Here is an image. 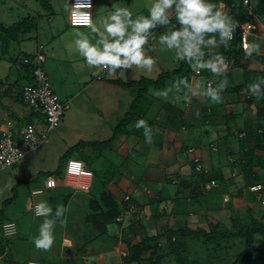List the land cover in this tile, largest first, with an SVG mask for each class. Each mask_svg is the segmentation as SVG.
<instances>
[{
    "label": "rangeland",
    "instance_id": "rangeland-1",
    "mask_svg": "<svg viewBox=\"0 0 264 264\" xmlns=\"http://www.w3.org/2000/svg\"><path fill=\"white\" fill-rule=\"evenodd\" d=\"M49 1L52 10L51 8L46 10L39 0H0V22L11 25L13 22L27 16L28 14H38L39 16V30L27 33L26 37H22L19 42H13L6 57H1L2 52L0 43V108L4 109L10 105L8 103V98H10V96L3 94L5 93L6 87L9 86H11L10 93L13 92V94L16 95L17 100H15L23 102L21 95L18 94L23 90L26 84L31 82V80L26 78L25 69L20 66L17 61L23 57L22 55L25 52H31L36 49L37 41L34 37H37V34L40 35L41 40L45 43L46 47L45 53L47 54V59L43 63V69L50 76L55 91L60 98L63 101H69L70 104L69 109H67L63 115L60 125L49 134V141L45 145L23 157L16 165L0 170V222L12 220L17 222L19 226V233L14 238L5 237L0 228V264H27L29 260L55 263V261L63 259L59 255L61 250L76 249L79 252H83L81 250L83 243L79 241L75 235H73L74 238L70 239L72 233L70 231L71 221L67 220L68 212H74L78 209L77 207L74 208L72 206L65 207L66 212L61 218L63 223L61 224L59 221L57 222L55 228V241L51 250H38L33 243V238L38 235L39 226L43 222L44 217H35L33 215L34 199L31 195V189L44 187L46 189V194H44L42 199L47 198V201L51 203L52 198L50 193H52L56 196H60L58 200L62 202L64 199L63 196H61L62 193V195L66 192L73 193L75 190L73 187L66 188L62 185L64 184L62 179L65 175L64 170L67 161L70 158L76 157L77 159H81L95 174L93 188H91L90 194L87 193L88 196H85L84 193H80L84 197L93 196L94 199L101 201L103 191L106 189L113 193L110 190L114 185H112V181L116 182L120 179L125 181V184L127 185L130 182L129 180L144 187H146V184H152L156 189H165L166 197L170 192L175 197L177 195L178 185L165 180V169L160 167L159 164L156 165L151 163V160L154 159L152 156L149 157V162L147 164L141 163L139 167L131 168L130 161L134 163L135 161H141L137 160L139 157L136 158L135 153L131 150L125 151L123 149V141L128 132L139 131L141 132L140 136L142 137L143 135V129L135 128V122L139 116L136 115L134 117V111L131 112V103L134 101L136 113H139L140 111V118H143L148 122L152 119L150 116L151 114L156 116L154 113L155 111L151 110L152 105L157 109L159 106H163L160 105V102L164 103L166 105L165 108L168 109L165 110L163 108V113H161V116H159L158 119L164 122L172 117L171 122H173L176 127H178L177 125H180V121L182 122L184 119L189 121V117L186 116L195 112L189 107L190 105H187L182 100H175L172 94H170L168 100L162 99L153 94L155 91L164 89L165 87H152L148 91H144L141 83H137L134 86H128L129 82L143 77L155 80L162 73H166L167 71L178 67L181 62L178 63L173 59V53L166 51L161 52L158 46L153 44L152 47L156 48V51L152 52L151 55L157 57V64L154 66L151 73L133 67L128 71H118L114 78H109L106 73L99 69L90 68L85 59L79 55L75 48L74 33L76 31L88 33L90 37L92 34L90 28L76 27L70 24L68 16L73 9L72 0ZM151 3L152 0H94V23L99 24L100 19L113 10V5L128 6L133 10L134 14L142 13L147 15L148 6ZM225 10L229 12V9L225 8ZM249 25L254 26L252 31L258 27L264 29V19L261 17H253L251 22L244 23L242 28L249 29ZM30 36L33 38L31 39ZM261 52L264 51L261 50ZM256 56L257 55H253L250 57V68L262 67L261 61L258 60ZM246 60V57H244L242 62L244 63ZM239 72L243 74V70H239L236 73ZM102 74H105V77L104 79L99 80V76ZM204 76L209 78L213 75L209 77L206 75ZM213 79L217 80V77L213 76ZM17 80L18 83L14 85ZM172 83V81H168L166 87L171 86ZM13 96H11V98ZM69 97L71 100L68 99ZM225 98L229 99L227 93L225 94ZM241 99L246 101L247 98L243 95ZM239 100L232 105V109L226 108V111L230 113L236 111L235 108L238 107V105L239 108H242L240 107V105L242 106V101ZM24 106L29 107L26 103H24ZM214 106L216 109H214ZM214 106L200 112L202 115V123L205 125H202L203 128L201 126L200 128H194L193 124L186 126L195 134L193 133L194 136L192 134L190 138L187 137V140L183 143H179L178 141H176V144L172 143L173 155L176 154L178 157L182 156L185 161L189 162V160H187L188 156L184 153V146L196 145L197 147L200 145H208L211 149L210 151L214 153V166L219 164V161L224 163V161H227L229 158V162H233L240 157L241 154L238 151L240 149L238 137L234 135L231 137L227 134L224 136V133L227 131V123L234 131L242 128L245 123L244 118L237 119L236 121L229 120L227 122L225 115L221 114L215 116L214 121L219 126L215 131L213 130V123H209V119L214 116L216 110L219 109V106H216V104ZM183 116H185V118ZM257 116L258 113L256 107L251 109L248 113L249 118L256 119ZM23 120L26 123H31L32 119L28 116L24 117ZM162 125V122H157L155 126L156 129L153 131V141H156V143L147 144L143 137V141L138 148L139 152L143 149L146 150L148 147H150V151L152 152L154 149L160 151L162 147L166 146L164 140L165 131ZM209 128L210 131L208 130ZM199 138L202 139L200 140L202 142L195 140ZM212 140L215 141L214 144L218 146V152L212 150ZM128 144L131 145L130 142H128ZM229 149H231V151ZM232 151L236 152L237 155L230 156L231 154L229 153ZM168 156L170 155L168 154ZM153 161L154 163H158L159 159L157 158ZM192 161L190 160V165L189 163L188 165H185L186 169L191 170L193 168ZM215 167L216 169L212 171V174H217V166ZM58 168L63 169L61 177L57 176ZM262 170L261 174H259L260 181L264 180V169ZM47 173H51L52 175H47ZM143 177L147 180L144 181ZM150 178L155 179L158 182L149 183ZM236 178H238V176ZM127 190L132 192V189H128V186L123 185L122 189H120L121 193L119 194L124 195L123 191ZM187 194L188 192L186 195ZM209 195L211 194L208 193L207 195L206 193L204 199L201 196L199 197V200L196 198V201L192 199L193 202L191 203L190 208L193 207L197 212H201L200 209L202 208L203 211L210 213L211 215H222L220 222L223 225L222 228H232L231 217L228 216V210L220 213L219 211L214 212L206 209V205L208 204L207 200H209L206 196ZM187 196H189V194ZM39 198L41 199V197ZM181 198L183 199L184 197ZM214 200L215 199H212V201ZM228 204L229 203L227 202L226 206H228ZM145 206L147 213L146 223L150 224V205L145 204ZM256 206L260 207L259 205ZM3 207L6 208L1 211ZM87 209L90 213L91 207L89 206L88 208L87 206ZM171 210L172 208L166 205H160L158 211L165 215H163L161 220L158 219L156 221L162 222L161 225L163 224V226H165L166 222L169 225L171 218L168 214L169 212L172 213ZM183 211L187 213L189 209L184 208ZM235 211L238 210H234L230 215L234 214ZM54 212L55 211L53 210V213ZM81 212L84 217L85 210ZM244 212L245 211L242 210L241 213L245 215ZM255 214L260 216L257 210L255 211ZM176 216L177 218H185V216L181 215L179 212L176 213ZM90 223L92 222L87 220L86 224ZM84 224L81 223L80 226ZM205 226L207 230L210 229L209 223L204 222L200 225V227ZM82 228L83 226L81 229ZM111 228L113 233L110 235L101 234L100 237H96L92 242V246H102L107 250L109 258L106 262H108V264H122L121 256L127 253L128 249L123 240L122 242H118L117 224L113 223ZM191 228L195 229L194 227ZM98 233L99 231L96 234ZM131 234L132 232L129 230L122 234V237L125 238L127 236L132 238ZM141 237L137 236L135 241H138ZM74 239H76L78 243L76 245H71ZM255 239L256 248H259V250L264 248V243H259L261 237H256ZM181 241H185L186 243L184 237H181ZM116 243H120L118 248L115 246ZM187 244L188 254L191 261L196 260L198 261V264H231L236 260V256L244 248L240 239L231 242L228 241L227 245L225 244L227 249H224L223 252L219 253L214 252L213 249L208 248L202 240L196 238H188ZM260 254L261 253L258 251L255 253L254 258L251 261L252 264H264V255L263 259H260ZM72 261V264H85V261L78 257H74ZM144 264L149 263L145 262ZM163 264H178V262L174 256L169 255L165 257ZM236 264L239 263L237 262Z\"/></svg>",
    "mask_w": 264,
    "mask_h": 264
},
{
    "label": "trees",
    "instance_id": "trees-1",
    "mask_svg": "<svg viewBox=\"0 0 264 264\" xmlns=\"http://www.w3.org/2000/svg\"><path fill=\"white\" fill-rule=\"evenodd\" d=\"M42 6L48 10L51 7L49 0H39ZM216 3H223L227 9H229V14L238 21V27L241 29L242 24L250 23L253 17H261L264 19V0H250V3L253 5V11L250 12L249 7L244 4V0H214ZM39 30V16L38 14L27 16L13 22L11 25H8L4 22H0V43H1V57H6V54L9 52L11 45L13 42H19L23 36L26 37L27 33H32L33 31ZM162 31V30H160ZM32 39L33 37L30 36ZM36 39V37H34ZM41 45V44H40ZM39 47V46H38ZM37 51V50H36ZM35 51V52H36ZM218 51L224 55L229 64L228 70V80L229 84L226 91L223 93L225 96L226 93L237 98L239 100L242 96H246L247 103L254 105L256 107L258 116L256 119H252L249 117H245V123L242 128H239L236 131L242 132L244 131L246 135L242 138H238L240 149V157L233 162H230V166L233 172L237 170V168H242L245 173L246 182L243 187H241L235 197L242 198L246 193H251L254 196L256 205L260 207L253 206V204H249L248 207L245 208V212L243 215L240 210L235 211L231 217L232 228H222L223 225L220 222L211 223L210 229L207 230L206 227H198L191 228L187 223L178 224L174 227H169L164 230L158 231L156 234H150V229L148 230V226L146 223L142 221L141 217L143 214V210H135L134 203H136V199L134 194L131 193L130 200L124 202V204H120L113 193L107 191L106 189L103 191L101 196V201L92 198L90 200L91 211L87 214V219L92 222L94 227L99 230V236L101 234L109 235V227L113 225V223L117 224V230H121L123 233L127 231L132 232V238L130 237H122L123 242L127 246V253H123L121 256L122 264H144L148 262L149 264H163L165 257L171 255L174 256L178 262V264H198V261L190 259L188 254V238H196L198 240H202L203 243L208 246V248L213 249L214 252L219 253L223 252L224 249H227V242L233 241L236 239H240L244 248L239 252L236 256V260L231 264H252V259L254 258L255 253L258 251L260 254V259H263L264 248L257 249L255 246V238L261 237L259 243H264V205L261 203L260 195L254 193L250 190V186L254 184L261 183L264 185V180L259 179V175L255 169H264V97L256 98L251 96L248 93V85L252 83L257 77L264 76V55H257V59L261 61L262 67L260 68H250V57L244 54L243 46H242V35L241 33H237L236 37L233 41L230 42L228 48L221 47ZM35 52H25L22 58L17 61L20 66L25 69V76L28 80L33 81L32 76V66L31 62L27 63L25 58H29L32 61L33 55ZM246 57V62H242L243 58ZM44 63V62H43ZM239 70H243V78L244 82L237 83L235 80V73ZM47 73V72H46ZM192 70L185 62H181V64L170 70L166 73H162L157 79H148L146 77L140 78L138 80H134L128 83V86H134L135 84L141 83L143 85L144 91H148L150 88H163L167 86L168 81L174 82L176 79L180 77H189L192 78ZM203 75L211 76L212 74L208 71H203ZM219 78H217L218 80ZM215 81V80H214ZM18 83L15 82L14 85ZM11 86L6 88V96H13V92L10 93ZM22 97V91L18 94ZM15 96V97H14ZM13 97L16 98V95ZM131 112L134 111V117L141 116V112L136 113L135 103L134 101L131 103ZM135 109V110H134ZM168 109V108H167ZM223 114L229 120L235 121L239 115L238 112L232 111L231 113H227L224 111ZM242 116V115H241ZM31 119H33L31 117ZM32 121V120H31ZM208 121V120H207ZM205 126L204 124H202ZM207 129V128H206ZM217 129V128H216ZM229 129V128H228ZM231 129V128H230ZM209 130V129H208ZM206 130L207 132H209ZM232 134L235 132L232 129ZM236 136V135H234ZM215 143V141L211 142V145ZM191 146H184V151L191 149ZM194 149V148H193ZM219 151V149H218ZM231 151V150H230ZM233 155H237L236 152H231ZM195 158H192L193 165L191 172L186 177H181V175L176 176H167L165 178L166 181H171L178 185L177 195L181 192L183 195H186L188 192L189 197L196 201L199 200V197H203L207 193H210L215 199L220 198V194H218V189L220 186L225 183L226 176L218 175V176H210V171H207L200 159L198 163L202 164V168L200 170L197 169V162ZM63 169H57V176H62ZM47 175H52L51 173H47ZM174 177L180 178L177 181L173 179ZM234 178V176H230ZM215 179L218 182V186L211 190L205 189V184L208 181ZM187 194V195H188ZM71 193L65 196L66 204L70 197ZM218 203V200L215 201ZM7 206V205H6ZM208 208V204L206 205ZM6 207H3L1 211H3ZM134 208V209H133ZM54 210V209H53ZM260 214L257 216L255 211ZM124 214L123 220H118L120 215ZM131 215H137L136 218H132ZM3 221L0 222V228L2 227ZM18 235V234H17ZM137 236H142L138 241H135ZM181 237L186 239L185 241H181ZM263 238V239H262ZM226 244V245H225ZM231 247V244H230ZM262 255V256H261ZM47 263V262H46ZM53 264V263H47ZM59 264H70L68 261H62Z\"/></svg>",
    "mask_w": 264,
    "mask_h": 264
},
{
    "label": "clouds",
    "instance_id": "clouds-1",
    "mask_svg": "<svg viewBox=\"0 0 264 264\" xmlns=\"http://www.w3.org/2000/svg\"><path fill=\"white\" fill-rule=\"evenodd\" d=\"M85 7L91 9V0L84 3L77 0L76 11L84 17L92 36L76 31L74 44L90 68L99 69L109 78H114L118 71L133 67L151 73L157 64V57L151 55L156 51L152 47L155 44L161 52L173 53L176 62L187 63L197 77L208 71L219 79L213 81V76L209 77L213 80L180 77L171 86L155 91L154 95L168 100L172 94L175 100L189 105L193 98L199 97L212 104L223 102V93L229 84V64L218 49L229 47L238 27V21L225 10L223 3L214 0H152L147 15L134 14L128 6L113 5V10L101 18L99 24L92 21L90 11H79ZM253 27L249 25V34ZM242 46L248 57L259 55L262 50L261 44L250 42L247 34H242ZM248 93L258 99L264 97V76L248 85ZM135 128L143 129L145 143H153V130L145 119H138ZM234 132L242 138L240 133L244 131ZM33 140L35 142V138ZM34 212L44 220L33 243L36 249L49 251L55 241L57 222L63 223L61 218L66 208L63 204L57 205L53 213L47 200H40L35 204Z\"/></svg>",
    "mask_w": 264,
    "mask_h": 264
},
{
    "label": "crops",
    "instance_id": "crops-1",
    "mask_svg": "<svg viewBox=\"0 0 264 264\" xmlns=\"http://www.w3.org/2000/svg\"><path fill=\"white\" fill-rule=\"evenodd\" d=\"M72 10L70 11L69 16H68L69 22H70V16H71ZM93 17H94V14H93ZM93 22H94V19H93ZM76 27H84V26H76ZM86 28H89V27H86ZM23 37H25V36H23ZM257 37H260L261 39L257 40L256 39ZM248 39L250 42L255 41V42L260 43L261 49H262V51H264L263 50L264 49V29L263 28L258 27L256 29H254V31H252L250 33V35L248 36ZM36 41H37L36 49L31 51L32 53L35 52L36 50H38V46L40 44H43L45 46V43L41 40V37L38 34L36 37ZM44 52H45V50H44ZM260 54L264 55V52H261ZM45 55H46V59H47V54L45 53ZM46 59H45V61H46ZM49 78H50V76H49ZM102 79H104V77L99 78V80H102ZM235 80L237 83L244 82L243 74L240 72L235 73ZM5 92H6V89H5ZM3 94L6 95L5 93H3ZM12 98H14V97H12ZM12 98L11 97L8 98V103L10 105H8L4 109L0 108V111L2 112L3 116H6L10 120H13L15 122V126H19V125L23 124L25 122L23 120L24 117H28V116L32 117L33 118L32 121L36 117L40 118L37 115V113L34 112V110L31 107L29 109L28 106H24V102H19V101H16L17 100L16 98H14V99H12ZM68 99L71 100L70 97ZM236 101H237V98H234L233 96L229 95V99L225 98V96H223V102L220 104H216V106H219V109L216 110V112L214 113L215 115L209 119L210 120L209 123L210 124L213 123V128H214L213 130L216 131L217 130L216 128L219 127L218 124L215 123V121H214L215 116H219V115L223 114L224 111L227 112L226 108L232 109L233 108L232 105L235 104ZM239 101H242L241 102L242 106L240 105V107H242V108H239V105H238V107H236L237 109L235 108V110L239 114H241L242 116L239 115V117L237 119L248 117V113L251 111V109L254 108V105L247 103L246 101H244V99H241V98ZM160 105H163V106L162 107L159 106L157 109H155L154 105H152L151 110L155 111L154 113L156 114V116H154V114H151L150 116L152 119L149 120L150 123L148 121L147 122L153 131H154V129H156V127H155L156 123L162 122V124H163L162 127L164 128V131H165V139L164 140L166 142V146L162 147L160 149V151L154 149V151L152 152V151H150V147H148V148L145 147L147 151L143 149L142 151L139 152L138 148H139V145L141 144V142L143 141L144 136L142 135V137H141L140 136L141 132H139V131H132L131 133L128 132L126 138L123 141V144H124V145H122L123 149L125 151L131 150L133 153H135L136 158L139 157L137 160L141 161V162L135 161V163L130 161L131 168H137V167H139V165H141V163L147 164L149 162L148 161L149 157L152 156L154 158L153 160H156L158 158L159 162L154 163V161L151 160V163L156 164V165L159 164L160 167H163L165 169L164 174L166 177L167 176H176L178 174L181 175V177H186L191 171L189 169H186L185 165L186 164L188 165V163L190 165V160H192L193 157L198 156L201 158L204 168L207 171H210V174H209L210 176H218V175L226 176L225 183H223L220 186V188L218 189L219 190L218 194H220V198L218 197V199H215L212 196H206V198L209 199V200H207L208 208H206V209L212 210L214 212L219 211L220 213L228 210L229 211L228 216H231L230 213H232L234 210H240V212H241L242 210L244 211L245 208L248 207L249 204H253V206H256L257 203H255L254 196L251 193H246L245 196H243L242 198L235 197V194L237 193V191L245 185V182H246L245 177L246 176H245L243 169L240 167L239 169L236 170V176H234V178L230 177L234 170L232 171L231 166L229 165L230 164L229 158L227 159V161L225 160L224 163L219 161V164L215 165V166H217V170H216L217 174H212V171H214L216 169V167L213 164L214 163V161H213L214 153H212L210 151L211 149H210V147H208V145H204V146L200 145L197 147H196V145H188L189 147H191V146L195 147V148L193 147L194 149H192V150L188 149V150L184 151V153L188 156L187 160H189V162L185 161L182 158V156L178 157L176 154H174V155L172 154V143L176 144V141H178L179 143L180 142L183 143L185 140H187V137L190 138L191 135L194 133V132L192 133L189 130V128L186 126L193 124L194 128H197V127L200 128V126L202 127V124H203L202 123V117H201L202 115L200 114V112H202L204 109L212 108L215 104H212L210 101H207L203 97L193 98L192 104H190L189 107L191 109H193L195 112H192L191 114H188L186 116V117H189L188 118L189 121H187V119H184L182 122L180 121V125L179 124L177 125L178 127H176V125L173 122H171L172 117L168 118L164 122L158 119V117L161 116V113H163V111H162L163 108L165 110L167 109V108H165L166 105L164 103L160 102ZM187 105H189V104H187ZM214 109H216L215 106H214ZM193 113H196V114H193ZM227 113H230V112H227ZM183 117L185 118V116H183ZM138 119H140V117H137V120ZM226 120L228 122L227 118H226ZM226 125H227V128H226L227 131H225L224 136H226V134H227L228 136L232 137L233 136L232 129H230V125L228 123ZM175 128H177V129H175ZM191 130H193V129H191ZM153 131H152V134H153ZM209 131H210V128H209ZM194 134H193V136H194ZM234 135H236V134H234ZM153 137H154V134H153ZM195 140L200 141L202 139L199 138V139H195ZM48 141H49V138H48ZM47 142H45V144ZM128 142H130L131 145L128 144ZM200 142H202V141H200ZM153 143H156V141H153ZM45 144H43V145H45ZM43 145H41V146H43ZM229 150H231V149H229ZM216 152H218V151H216ZM168 154L170 156H168ZM229 154H231L230 156H233L232 153H229ZM127 158H128V156H127ZM255 170L257 171L258 175L261 174V172L263 171L262 169H259V168L255 169ZM145 173H144V176H145ZM237 176H238V178H236ZM94 178H95V174H94ZM144 178L145 177H143V180L146 181L147 179H144ZM62 179L64 181V177H62ZM173 179H175V181L178 182V180L180 178L174 177ZM129 181L130 182L128 185L125 184V181H122V179H120L119 181H116V182L112 181L113 182L112 185L113 184L114 185L112 186V188L110 190L113 192V194L116 197V200H118V202L120 204H124L123 198L125 195H128V194L131 195V193H133L134 197L136 199V201H135L136 203H134V206L136 205L134 211H136L138 209L143 210V214L140 217H141L142 221H144L145 223L147 220V213L145 210L146 209L145 204L150 205V213H151L150 214V220L151 221H150V224L146 223V226L150 225V226H148V230L150 229V234H156L160 230H164V229L169 228V227H174V226H177L178 224L187 223L188 226H190V227L198 228L204 222L209 223V224L221 222V216L222 215H220V216L211 215L210 213H206L205 211H203L202 208L200 209L201 212H197V210H195L193 207L190 208L193 200L190 199L189 197H186L187 195H183L182 192H181V194H179V197L178 196L174 197L171 192L166 197L165 196V194H166L165 189H162V188L156 189L154 186H152V184H150V185L146 184V187H144V186H141L140 184L133 183L131 180H129ZM152 182H158V181L150 178L149 183H152ZM93 183H94V180L92 181L91 186L86 190L80 189V188H75L74 192L73 193L71 192L72 195L66 204H64L65 203L64 199H65V196L69 194L68 192H66L64 195H62L63 193L61 194V196H63V198H64L62 200V202H60V200H58V198L60 196H56V195L50 193L51 198H52L51 199L52 202L51 203H49V201H47V202L49 203V205L51 207L54 208V211L56 209V206L60 205V204H63L66 208L69 206H72L74 208L77 207L79 209V211H78V209H76L74 212L69 211L67 220L71 221L70 222L71 223V228H70L71 230L70 231L72 234L70 236V239L74 238L73 235H75L76 238H78L79 241H81L83 243V246L81 249L83 252H79L76 249L75 250H73V249L61 250L59 255L63 259L57 260L53 264H59L62 261H68L70 264H72L73 263L72 259L74 257H78V258L83 259L85 261V264H108V262H106L107 259L109 258V255H108L109 253L107 254V250L102 246H100V247L92 246L93 240L99 236V233L96 234L99 230L96 229L92 223L86 224V222L88 220L86 216L89 213L87 206L89 208L90 200L93 198V196L84 197L82 194H80V193H84L85 196L87 195V193L90 194L91 188H93ZM62 185L66 188L70 187V186H67L65 183ZM123 185L128 186V189H132V192H129L127 190V191H123L124 195L119 194V193H121L120 189H122ZM42 197H41V199L40 198L39 199L40 200H47V198L42 199ZM181 197H184V198L182 199ZM212 199H215V200L212 201ZM216 200H218V203H215ZM227 202L229 203L228 206H226ZM185 203H187V204H185ZM160 205H166V206L172 208V210H171L172 213L169 212V214H168V216L171 218L169 225L166 222L165 226H163V224L161 225L162 222L156 221L158 219L161 220L163 215H165V214H161L158 211ZM184 208L189 209V211L186 213L185 211H183ZM83 210H85L84 217L82 216V212H81ZM178 212L181 213V215H184L185 218H181V217L177 218L176 213H178ZM131 217L136 218L137 215H131ZM138 217H137V219H138ZM154 219H155V221H154ZM84 222H85V224H84ZM81 223L84 224V225H82L83 226L82 229H81L82 226H80ZM109 228H110L109 229V235H110L111 233H113L112 232L113 230H112L111 226ZM117 233H118L117 234L118 235L117 236L118 242H122V234H124V233L121 230H118ZM77 243H78L77 240L74 239L72 241L71 245H76ZM119 245H120V243H116V245H115L116 248H118ZM73 252H75V253H73Z\"/></svg>",
    "mask_w": 264,
    "mask_h": 264
},
{
    "label": "built area",
    "instance_id": "built-area-1",
    "mask_svg": "<svg viewBox=\"0 0 264 264\" xmlns=\"http://www.w3.org/2000/svg\"><path fill=\"white\" fill-rule=\"evenodd\" d=\"M80 2L84 3L86 0H80ZM76 4L77 0H72L73 10L70 16V23L73 26L87 27L84 17L76 11ZM244 4L249 7L252 13L253 5L250 3V0H247V2L244 0ZM93 8L94 0H91L90 10L85 7L79 11H90L93 21ZM237 33L250 35L248 29H243L242 26L241 29L237 27L235 37ZM44 50L45 46L41 44L38 50L32 54V61L29 58H25L27 63L31 62L33 81L26 84L22 90V101L28 104L40 118L36 117L31 123L24 122L19 126H15L13 120L3 116L0 112V170L16 165L23 157L45 144L48 141L49 134L60 125L65 111L70 107L69 101H63L55 91L48 74L43 69V62L46 59ZM104 75H100L99 78H102ZM192 78L213 80L212 78L205 77L202 72L198 77L193 74ZM245 135V132L240 133V137H244ZM33 138H35V142ZM211 148L213 151H218V146L214 143L211 145ZM200 159L197 156L195 161L198 163ZM201 168L202 164L198 163L197 169L200 170ZM64 171V183L67 186L84 190L91 186L94 173L81 159H77L76 157L70 158ZM233 175H236V173L233 172ZM204 186L206 190H211L218 186V182L213 179L208 181ZM250 190L260 195L261 203L264 205V185L261 183L254 184L250 186ZM44 194H46L44 187H36L31 190V195L34 199L33 215L35 217H40L35 215V204L40 201L39 197L44 196ZM129 200L130 196L125 195L123 202ZM123 219L124 214L118 217L120 221ZM1 230L5 237L14 238L19 233V226L15 221H5L2 223ZM27 264L47 263L29 260Z\"/></svg>",
    "mask_w": 264,
    "mask_h": 264
}]
</instances>
